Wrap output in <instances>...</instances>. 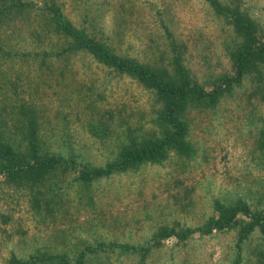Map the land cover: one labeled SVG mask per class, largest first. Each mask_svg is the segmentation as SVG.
<instances>
[{
	"label": "rangeland",
	"instance_id": "obj_1",
	"mask_svg": "<svg viewBox=\"0 0 264 264\" xmlns=\"http://www.w3.org/2000/svg\"><path fill=\"white\" fill-rule=\"evenodd\" d=\"M24 1L39 10L0 23L6 49L0 54V128L18 149L26 148L32 117L50 152L93 166L164 131L161 103L140 81L83 51L58 54L64 39L38 26L45 3L56 1L77 26L105 33L121 54L175 77L169 31L190 77L206 91L235 73L228 55L233 26L208 0ZM222 1L241 4L264 31V0ZM254 79L227 88L215 105L189 104V156L170 152L161 162L90 182L79 180L81 166L72 163L34 186L0 174V264L41 249L75 255L97 241L120 246L90 253L87 264H257L263 236L255 230L239 250L241 222L184 239L159 234L206 226L219 216L217 203L240 200L264 214V84L258 87ZM96 127L98 135L91 132ZM125 243L134 248L124 250Z\"/></svg>",
	"mask_w": 264,
	"mask_h": 264
},
{
	"label": "trees",
	"instance_id": "obj_2",
	"mask_svg": "<svg viewBox=\"0 0 264 264\" xmlns=\"http://www.w3.org/2000/svg\"><path fill=\"white\" fill-rule=\"evenodd\" d=\"M208 1L216 13L224 16L232 24L236 36L235 45L228 46L230 47L228 55L233 62L235 73L222 79V83L216 85L212 91H206L192 80L184 64L180 46L169 31L168 37L173 52L170 65L175 71V77L136 58L121 54L111 41L103 38L105 33L97 35L89 32L86 27L77 26L56 1L45 3L40 8L42 16L38 26L64 39V47L58 54L83 51L104 66L140 81L155 93L161 103L159 124L164 131L157 137L132 141L124 146L117 159L107 162L104 166H93L89 162L79 163L74 160L69 162L61 153L50 152L40 137L37 120L32 117L28 120L26 148L23 150L5 140L0 128V174L18 185L34 186L47 182L55 171L66 163H72L81 166L79 180L90 182L145 163L161 162L170 152L191 155L193 144L189 139L190 125L185 115L189 104L205 102L215 105L227 88L229 90L249 77L255 78L258 87L264 84V31H261L260 22L236 1ZM38 10L34 1L0 0V23L13 14H26ZM108 38L110 40V34ZM3 53H6V49L0 42V54ZM98 129L96 127L91 132L98 135ZM262 148L264 154V142ZM217 207L219 216L213 217L206 226L187 228L182 232L175 228H166L159 234L161 237L176 235L184 239L197 231L209 234L214 230L232 228L241 222L243 224L239 250H242L245 239L258 229L263 236V242L256 248V261L257 264H264V214L253 212L247 202L240 200L226 206L217 203ZM240 214L249 217L250 220L239 219ZM118 245L117 242L97 241L79 249L75 255L64 251L48 252L41 249L28 258L14 254L7 264H87L90 253L107 252ZM121 247L126 251L134 248L126 243L121 244Z\"/></svg>",
	"mask_w": 264,
	"mask_h": 264
}]
</instances>
